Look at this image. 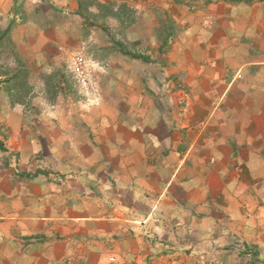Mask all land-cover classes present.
I'll return each instance as SVG.
<instances>
[{
  "label": "crops",
  "instance_id": "crops-1",
  "mask_svg": "<svg viewBox=\"0 0 264 264\" xmlns=\"http://www.w3.org/2000/svg\"><path fill=\"white\" fill-rule=\"evenodd\" d=\"M94 1L0 0V264H264V0Z\"/></svg>",
  "mask_w": 264,
  "mask_h": 264
},
{
  "label": "rangeland",
  "instance_id": "rangeland-1",
  "mask_svg": "<svg viewBox=\"0 0 264 264\" xmlns=\"http://www.w3.org/2000/svg\"><path fill=\"white\" fill-rule=\"evenodd\" d=\"M2 33L3 32L0 31V34ZM14 50L15 46L12 37L10 36V34L5 35L0 43V86L1 84H3V82L6 83V81L7 85H3L0 88H4V92L9 93L12 96V99L15 100V102L13 101V104H22L25 106L28 112H30V115H37L39 112V108H36V106H34V101L32 100L36 96H40L39 93L41 92V86L39 85L37 89L30 86V70L24 67L21 57L18 55V53H15ZM19 71V78L9 81ZM58 77L60 79H66L68 84V93L73 96L78 95L81 87H79L80 82H78V79L75 78L74 75L72 76L69 73L59 71L57 72L56 77L51 78L49 76L47 77L43 74H40L38 79L44 80L46 82L45 89H47V94L50 96L51 100L55 98L56 92H58L56 90V79ZM38 104L41 103L38 102Z\"/></svg>",
  "mask_w": 264,
  "mask_h": 264
},
{
  "label": "trees",
  "instance_id": "trees-1",
  "mask_svg": "<svg viewBox=\"0 0 264 264\" xmlns=\"http://www.w3.org/2000/svg\"><path fill=\"white\" fill-rule=\"evenodd\" d=\"M78 2H79V5H80V7H79V10H78V13L80 14V15H83L84 13H85V10L88 8V6H93V5H95L98 9H100V10H102V11H107V13L108 12H111L110 11V8L109 7H107V6H105V5H101V4H95V1L94 0H78ZM122 10H123V13L124 14H129V11L127 10V8L126 7H122ZM9 32L8 31H6V32H3L2 34H0V43H1V40L3 39V37L5 36V35H7ZM165 45H167V39L166 40H164L163 41V45H162V51H163V46H165ZM125 55H128V56H130V57H132V58H136V59H141V60H143V61H145V62H149V57H147L146 55H142V54H138V53H132V52H130V51H122ZM20 71L19 72H17L13 77H12V79H10L9 81H12V80H16V79H18L19 78V76H20ZM23 73V72H22ZM0 149H2V150H5V147H4V144L0 141Z\"/></svg>",
  "mask_w": 264,
  "mask_h": 264
},
{
  "label": "built area",
  "instance_id": "built-area-1",
  "mask_svg": "<svg viewBox=\"0 0 264 264\" xmlns=\"http://www.w3.org/2000/svg\"><path fill=\"white\" fill-rule=\"evenodd\" d=\"M83 64H84V60L82 59V57H77L74 61V72L76 73L77 76H81V74H83ZM114 261V259H112Z\"/></svg>",
  "mask_w": 264,
  "mask_h": 264
}]
</instances>
